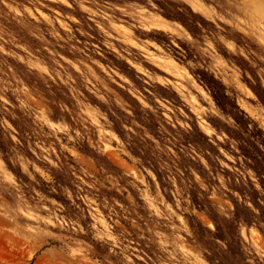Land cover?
Wrapping results in <instances>:
<instances>
[{
  "label": "rangeland",
  "instance_id": "obj_1",
  "mask_svg": "<svg viewBox=\"0 0 264 264\" xmlns=\"http://www.w3.org/2000/svg\"><path fill=\"white\" fill-rule=\"evenodd\" d=\"M0 137V264H264V0H0Z\"/></svg>",
  "mask_w": 264,
  "mask_h": 264
},
{
  "label": "trees",
  "instance_id": "obj_2",
  "mask_svg": "<svg viewBox=\"0 0 264 264\" xmlns=\"http://www.w3.org/2000/svg\"><path fill=\"white\" fill-rule=\"evenodd\" d=\"M168 43V42H167ZM208 83V86L210 87V91L212 93L213 99L216 102V104L220 107H222V100L220 99V88H217V86H215V84L211 83V82H206ZM0 150L6 154L7 150H6V146L4 145V142L1 140L0 137Z\"/></svg>",
  "mask_w": 264,
  "mask_h": 264
}]
</instances>
